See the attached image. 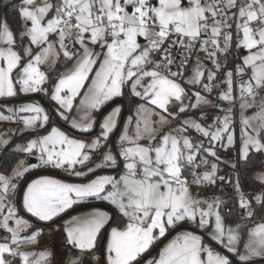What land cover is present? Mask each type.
<instances>
[{
  "label": "snow or ice",
  "instance_id": "snow-or-ice-1",
  "mask_svg": "<svg viewBox=\"0 0 264 264\" xmlns=\"http://www.w3.org/2000/svg\"><path fill=\"white\" fill-rule=\"evenodd\" d=\"M0 11V122L20 126L19 143L0 134V161H38L0 170V264H264V191L241 181L264 163V0H0ZM36 168L81 182L30 179ZM218 180L232 205L211 192ZM44 229L58 246L42 245Z\"/></svg>",
  "mask_w": 264,
  "mask_h": 264
},
{
  "label": "rangeland",
  "instance_id": "rangeland-1",
  "mask_svg": "<svg viewBox=\"0 0 264 264\" xmlns=\"http://www.w3.org/2000/svg\"><path fill=\"white\" fill-rule=\"evenodd\" d=\"M185 1L187 3V0H185ZM22 27L23 26L21 24V29L20 30H22ZM244 54H246L244 51L243 52H240V51L237 52V50H236L234 60L236 62H239V58L242 57ZM208 67L210 68L211 66H208ZM217 83H219V81H217ZM237 100H238V103H237V107L235 109L236 115L234 117V124L236 126L233 128V132L235 133L236 137L238 138L239 137V119H240V108H239L240 100L239 99H237ZM77 103H78V101H77ZM259 103H260V99H259V97H257V99H256V105H257V107L254 108V109L249 110L246 113V115L251 116V115L254 114L255 111H258L259 110ZM223 107L225 109H227L229 107V105L227 103H224L223 104ZM108 110H110V109H107V108H106V110L104 109L103 110L104 111V114H107V111ZM213 111L215 112V110H213ZM127 114L128 113L126 112L124 115L126 116ZM219 115L220 116H223V113L221 112V113H219ZM213 118H215V117H213ZM95 119L98 122L94 125V128H93L92 132H94V130L97 127L98 128H97V131L96 132H94V133H92L90 135V138L91 139H94L99 134V131H100V129H99V122H102L103 117L101 115H98V113H96ZM19 127L20 126H17L16 124L0 122V134L10 133V132H12L14 130L15 133H16V136H20ZM62 130H63V128H62ZM72 130H74V129H72ZM118 134H119L118 132L115 133V135H118ZM105 150H107V149H105ZM218 150H220V153L218 152V155L220 156V158H221L222 161H232V160L235 159V155L234 154H227L225 152V150L222 149V148H219V146H218ZM20 159H25V162L26 163H29L30 159H35V158L34 157H27V158H25V157L22 156ZM97 162H99V161H97ZM36 163H38V161ZM14 166H15V164H14ZM202 170H203V166L201 167V171ZM34 172H32V173H34ZM250 172H251V176L255 180H257L259 182L258 175L260 173H264V167L262 166V167L253 168V169L250 170ZM218 175L219 176H225V177H231V179L233 180V182L235 181V178H236V173L233 172V170L230 168V166L227 163H221L219 165ZM192 190H194V192H193L194 194L197 191V189H195V188H193ZM261 191H264V187L258 188V190L256 191V193H254V194H257V193H259ZM214 194L216 196H220L221 199H223L228 205H232L233 204V201L237 199V193L234 191L233 187L230 184H228V183H223L222 184L219 180L217 181V183L215 185V193ZM86 210H88V209H85V210L83 209V210H79V211H86ZM71 214L72 215H75L76 212H73ZM261 214H264V213H261ZM68 218H69L68 215L64 217V219H68ZM259 218H260V214H258L257 216H255L254 217V220L257 221V222H259ZM60 223L62 224L63 221L61 220ZM53 236H55L56 238L53 239ZM247 238H248V235H247ZM41 243H42V245L55 243L58 246L59 243H60L59 236H58V234H55V233H53V234L50 235V230L49 229H44V239L42 240ZM165 243H167V241ZM164 244H162V247L164 246ZM216 248L218 250H220V246L219 245H216ZM153 256H155V255H153ZM153 256L152 255L151 256H148V258H151ZM156 256H158V254Z\"/></svg>",
  "mask_w": 264,
  "mask_h": 264
},
{
  "label": "trees",
  "instance_id": "trees-1",
  "mask_svg": "<svg viewBox=\"0 0 264 264\" xmlns=\"http://www.w3.org/2000/svg\"><path fill=\"white\" fill-rule=\"evenodd\" d=\"M8 13H9V23L11 24L12 28L14 30H20L21 29V24H17L15 16L12 15L11 8L8 9ZM0 15H3L2 11H0ZM215 99H216V97L213 100H215ZM41 102L44 104V106L49 107L47 100H44L43 98H41ZM126 103L127 102H125V104ZM105 110H106V108H105ZM126 112H127V108H125L124 114ZM98 115H100V113H98ZM59 126H61L64 130L70 132L73 136L79 137L81 135L80 133L76 132V130H72L67 124H64L63 121L59 122ZM97 128L94 130V132L97 131ZM94 132H91L88 135H91ZM15 140H16L17 143H19L20 142L19 136H15ZM13 147H14V145H13ZM21 157L22 156H20V157L9 156V157L5 158L3 161H0V170H2L3 168L8 167V165L10 163L12 164V166H14L16 161L18 159H20ZM262 166L264 167V163H262L260 161H256L251 166H249V168L247 170V173L245 175L241 176V181L243 183V189H244V191L247 194H250L251 192H253L254 190H256L260 186V183L250 176V170L253 169V168L262 167ZM104 170L112 172V170H109V169H104ZM43 174L53 175V176L61 177V178H64V179H70V180L76 179L74 177L66 176L63 172H60L59 170L41 169V168H37L34 173L30 174L29 178L32 179V178H34L36 176L43 175ZM87 208H88V206H77V210H82V209H87ZM70 213H73V212L70 210ZM65 216H67V214ZM161 243L162 242H159L155 246H153V248L150 249V252L148 254H146V255L150 256V255L156 254L159 246L161 245Z\"/></svg>",
  "mask_w": 264,
  "mask_h": 264
},
{
  "label": "crops",
  "instance_id": "crops-1",
  "mask_svg": "<svg viewBox=\"0 0 264 264\" xmlns=\"http://www.w3.org/2000/svg\"><path fill=\"white\" fill-rule=\"evenodd\" d=\"M240 52H243V50H240ZM64 130V129H63ZM66 131V130H65ZM37 162V161H36ZM98 174H101V175H103V174H112V175H115L114 174V172H111V171H105V170H98ZM43 175H48V174H43ZM250 176H251V172H250ZM252 177V176H251ZM35 178H38V176H36V177H34V178H32V179H35ZM54 178H57V179H62V180H64V181H66V182H69V183H79V182H81L79 179H73V180H70V179H64V178H61V177H57V176H54ZM75 178V177H74ZM253 178V177H252ZM262 186L260 185L258 188H261ZM258 188L256 189V190H254L253 192H251L249 195H253L254 193H256V191L258 190ZM193 192H194V190H192ZM211 192L212 193H215V188L214 189H212L211 190ZM196 193V192H195ZM194 194V193H193ZM88 209V208H87ZM83 210V209H82ZM85 210V209H84ZM79 211V210H78ZM238 223V221H236V220H234V219H228L227 221H226V226H232V227H235L236 226V224ZM187 230H193L192 228H191V226H189L188 227V229ZM196 232H197V234H201L200 232H199V230H195ZM202 237L206 240V241H208V242H210V243H212V244H214V241H211L210 240V236H209V233H203L202 234ZM171 237H169V239H170ZM167 240H164L162 243H161V245L159 246V248H158V250H157V253L156 254H154L155 256L159 253V250H160V248H162V244H164L165 242H166ZM247 241H248V238H247V232H245L244 234H243V236H242V239H241V241L239 242V247L241 248V250H243V246H244V244L245 243H247ZM151 256V255H150ZM153 256V255H152Z\"/></svg>",
  "mask_w": 264,
  "mask_h": 264
},
{
  "label": "built area",
  "instance_id": "built-area-1",
  "mask_svg": "<svg viewBox=\"0 0 264 264\" xmlns=\"http://www.w3.org/2000/svg\"><path fill=\"white\" fill-rule=\"evenodd\" d=\"M235 52H236V50H235V48H233V57H232L233 60H234V58H235ZM205 63H206V65H207V63H208L207 67H208V66H211L209 62L206 61ZM215 97H216V94H213L212 99H214ZM237 103H238V100H236V107H237ZM236 107H235V109H236ZM218 152L220 153V150H218ZM194 188H195V187H194ZM195 189H196V188H195Z\"/></svg>",
  "mask_w": 264,
  "mask_h": 264
},
{
  "label": "water",
  "instance_id": "water-1",
  "mask_svg": "<svg viewBox=\"0 0 264 264\" xmlns=\"http://www.w3.org/2000/svg\"><path fill=\"white\" fill-rule=\"evenodd\" d=\"M185 3H186V1H185ZM207 65H208V63H207ZM29 162H30V163H36V160H35V159H30Z\"/></svg>",
  "mask_w": 264,
  "mask_h": 264
}]
</instances>
